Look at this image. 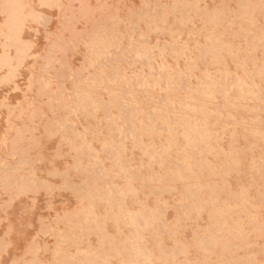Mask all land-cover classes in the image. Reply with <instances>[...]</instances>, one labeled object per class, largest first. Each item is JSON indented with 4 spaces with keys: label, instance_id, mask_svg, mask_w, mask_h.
I'll use <instances>...</instances> for the list:
<instances>
[{
    "label": "rangeland",
    "instance_id": "obj_1",
    "mask_svg": "<svg viewBox=\"0 0 264 264\" xmlns=\"http://www.w3.org/2000/svg\"><path fill=\"white\" fill-rule=\"evenodd\" d=\"M115 263L264 264V0H0V264Z\"/></svg>",
    "mask_w": 264,
    "mask_h": 264
},
{
    "label": "bare ground",
    "instance_id": "obj_2",
    "mask_svg": "<svg viewBox=\"0 0 264 264\" xmlns=\"http://www.w3.org/2000/svg\"><path fill=\"white\" fill-rule=\"evenodd\" d=\"M241 61V60H240ZM234 62V61H233ZM151 69H152V67H151ZM243 82V81H242ZM249 85V84H248ZM170 90V89H169ZM242 91V90H241ZM87 93V92H86ZM255 93V92H254ZM74 108V107H73ZM192 111V110H191ZM175 115V114H174ZM234 115V114H233ZM170 116V115H169ZM137 117V116H136ZM189 122V121H188ZM196 124V123H195ZM226 124V123H225ZM201 126V125H200ZM152 127V126H151ZM170 127V126H169ZM138 128V127H137ZM208 129V128H207ZM145 132V131H144ZM169 132V131H168ZM176 134V133H175ZM208 136V135H207ZM143 137V136H142ZM201 137H203V136H201ZM187 141H189V140H187ZM171 143V142H170ZM125 144V143H124ZM147 144V143H146ZM172 144V143H171ZM223 145V144H222ZM211 146V145H210ZM213 146V145H212ZM146 150V149H145ZM126 151V150H125ZM166 151H168V150H166ZM157 152V151H156ZM224 152V151H223ZM126 153V152H125ZM147 153V152H146ZM201 154V153H200ZM211 154V153H210ZM117 157V156H116ZM154 158V157H153ZM166 158V157H165ZM186 159V158H185ZM210 161H211V159H210ZM212 162V161H211ZM163 164V163H162ZM190 164V163H189ZM191 166V165H190ZM216 168V167H215ZM171 169V168H170ZM226 173V172H225ZM144 176V175H143ZM179 176V175H178ZM173 179V178H172ZM133 186H135V185H133ZM143 186V185H142ZM199 186H201V185H199ZM130 190V189H129ZM123 192H125V191H123ZM129 192H131V191H129ZM126 198V197H125ZM200 202V201H199ZM112 207V206H111ZM203 208V207H202ZM217 208V207H216ZM112 209V208H111ZM127 209V208H126ZM187 210V209H186ZM109 211V210H108ZM189 211V210H188ZM135 218V217H134ZM117 220V219H116ZM117 222V221H116ZM120 222V221H119ZM138 222V221H137ZM119 224V223H118ZM140 226V225H139ZM120 227V226H119ZM112 234V233H111ZM114 237V236H113ZM120 238V237H119ZM174 242H176V241H174ZM111 244V243H110ZM132 246V245H131ZM111 247V246H110ZM164 253V252H163ZM108 255V254H107ZM164 255V254H163ZM109 256V255H108ZM168 256V255H167ZM151 259V258H150ZM216 260V259H215ZM152 261H154V260H152ZM111 263V262H110ZM116 264V263H115ZM152 264V263H151ZM155 264H157V263H155Z\"/></svg>",
    "mask_w": 264,
    "mask_h": 264
}]
</instances>
